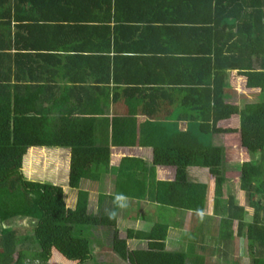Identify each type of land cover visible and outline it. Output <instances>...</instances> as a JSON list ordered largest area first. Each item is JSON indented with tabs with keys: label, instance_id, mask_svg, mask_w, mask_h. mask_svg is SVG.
<instances>
[{
	"label": "trees",
	"instance_id": "16d2710c",
	"mask_svg": "<svg viewBox=\"0 0 264 264\" xmlns=\"http://www.w3.org/2000/svg\"><path fill=\"white\" fill-rule=\"evenodd\" d=\"M107 1L111 9L116 0ZM162 2L179 3L184 9L179 16L157 18L155 31L185 47L167 52L165 57H152L173 79L138 88V92L149 116L164 110L159 103L165 97L171 114L184 112L182 118L194 124V130L169 134L155 124L153 129H143L133 118L113 117L102 143L94 120L87 119L92 117L69 114L51 119L39 110L21 109L17 100L0 98V264H36L25 254L26 248L32 249L28 237L15 230L5 232L3 227L18 218L34 224L33 244L40 264H49L55 251L75 264L90 262L99 230L107 234L112 251L129 264H207L205 256L195 253L192 228L187 252L168 249L170 226L163 223H154L149 229H128L121 236L117 197L145 199L144 181L118 176L115 194L100 196L97 211L91 210V194L81 189L82 183L99 181L110 168L112 146L152 147L154 166L176 167L177 180L157 181L153 174L151 200L196 215L212 211L221 217L219 241L227 245L236 228L237 236L247 241L251 264H264V0H156ZM231 71H237L247 90L259 92V102L241 106L232 101L226 87ZM236 117L241 147L248 155L237 178L245 205L227 190L233 180L227 171V148L204 143L221 122ZM32 148L71 150L69 186L78 190L74 209L67 206L62 187L26 176L24 159ZM191 167L208 169L214 178L212 203L208 185L189 178ZM247 207L253 210L252 221L246 219ZM133 239L145 241L146 249L131 250L128 241Z\"/></svg>",
	"mask_w": 264,
	"mask_h": 264
},
{
	"label": "crops",
	"instance_id": "0c3cea01",
	"mask_svg": "<svg viewBox=\"0 0 264 264\" xmlns=\"http://www.w3.org/2000/svg\"><path fill=\"white\" fill-rule=\"evenodd\" d=\"M180 9H184V5L168 2L158 4L156 0H116L111 9L107 0H0V98L17 100L21 109L39 110L51 119L58 120L69 114L80 118L92 117L87 119L94 120L102 143L107 140V125L113 117L133 118L138 128L143 129H153L155 124L166 129L169 134L184 132L188 128L194 130L195 125L188 124L182 118L184 112L179 113L178 110L171 114L165 97L159 103L164 110L149 116L144 112L141 93L138 92V88H150L156 82L173 79L163 65H157L161 64L160 61L156 63L158 61L152 57H165L167 52L182 49L185 45L173 43L170 37L162 36L159 31L157 33L154 25H157V18L166 20L173 14L179 16ZM159 23L161 25L162 22ZM234 120L232 118L219 124L212 135L213 142L221 126ZM111 151L110 168L101 174L99 181H84L82 189L89 191L91 197L92 194L97 195L98 208L100 196L115 194L118 176L144 181L147 184L145 199L130 200L123 197V200H119L121 233L126 235L128 229L142 230L149 222L169 225L164 215L170 207L151 200L150 181L153 174L157 181H175L177 168L154 166L152 147L112 146ZM34 152L43 153V160H53L57 170L64 171L68 178L66 186L71 189V150L30 149L24 159V172L30 180L39 181L40 177H29L26 163ZM207 170L191 167L188 176L198 182L196 176ZM208 179L205 184L209 187L212 203L216 185L211 175ZM51 184L64 189L60 183ZM241 194L243 197L244 193L240 190ZM243 199L245 201V196ZM124 210L127 217L122 219L119 215ZM186 216L194 217V221L191 218L188 223L184 222V228L192 224L195 227L199 223L210 224L212 229L205 232L218 238L221 217L213 215L212 211L201 215L186 212ZM122 226L125 228L122 229ZM233 230L235 238L236 229ZM189 233L190 230L187 236ZM128 243L129 248L131 243L142 246L131 250L147 247V243L141 240L133 239ZM197 255L205 256L203 253Z\"/></svg>",
	"mask_w": 264,
	"mask_h": 264
},
{
	"label": "rangeland",
	"instance_id": "374dc122",
	"mask_svg": "<svg viewBox=\"0 0 264 264\" xmlns=\"http://www.w3.org/2000/svg\"><path fill=\"white\" fill-rule=\"evenodd\" d=\"M232 72L228 73L226 83V87L229 90L232 101H236V103L241 106H244L246 103L250 102H259V92L247 90L244 86V81L241 80V78L237 75L238 73ZM236 119L238 120V128H240L239 117H236L234 121L227 122L223 124V126H221V128L216 133V140L214 142V137L207 136L204 143L224 145L227 148V171L228 176L233 178V180L227 186H229V191L238 199V203H240L241 205H245V201L243 199L244 195L243 197L242 194L240 195L237 178L239 176V167L243 162L248 160V155L241 147ZM33 155L28 157V160L26 161L27 167L29 169L28 173L30 174L29 177H40L39 181H42L43 183H60L61 185H63L67 206L74 209L77 202L78 190L69 189L68 186H66L68 178L65 176L64 171H62L61 169L57 170V164L54 163L53 160H43L45 157L43 153L34 152ZM196 177L199 180L198 182L205 183L208 182L210 174L207 170V172L199 174ZM213 195L215 196V194ZM97 198L98 197L96 194H92L90 205L92 211H97L98 209ZM247 209L249 212L246 219L248 221H252L253 210L249 207H247ZM185 214V211L175 208H167V211L165 212L164 216L166 217L167 223L171 227V231L168 237L170 250H180V252H187L189 250V243L187 248L186 245L189 239H191L190 237L192 236H187V233L189 232L191 227L194 241L193 243H195V253H203L208 264H251V258L248 254L247 241L244 238L236 236L232 241L224 246L223 242L221 243L216 236H211L212 234L208 235L206 233L210 231V229H212V225L210 224L203 225V223L198 224V222H195L198 224L196 227L192 224L191 226L189 225L184 228V222L188 223L191 218L194 221V217H184ZM119 216L122 219H125L127 217L126 210L121 211ZM155 219L156 218H154L153 220ZM153 224L154 222H149L146 226H144L143 229H149ZM181 226L182 229L184 228L183 231H181ZM3 227L5 228V232L15 230L18 231L21 235L28 237L27 245H31L32 249H25L26 257L28 260H35L36 264H40L37 257L38 250L33 244L34 224L31 222V220L18 218L5 223ZM200 227H203V229H200ZM123 228H125V226H122V229ZM97 236L99 238V243L97 245V248L96 246L93 247L94 259L86 264H129L128 262H125L121 258H119L112 251L105 231L99 230L97 232ZM121 236L124 237L125 234L121 233ZM141 247L142 246L140 244L131 243L130 248L134 249ZM202 247H204V249H202ZM193 248L191 247L190 250L193 251ZM185 249L186 251H184ZM49 264L75 263L64 260L63 256L59 252L55 251V255Z\"/></svg>",
	"mask_w": 264,
	"mask_h": 264
},
{
	"label": "clouds",
	"instance_id": "9594fccd",
	"mask_svg": "<svg viewBox=\"0 0 264 264\" xmlns=\"http://www.w3.org/2000/svg\"><path fill=\"white\" fill-rule=\"evenodd\" d=\"M118 200H123V197H117ZM121 207H123V205H121Z\"/></svg>",
	"mask_w": 264,
	"mask_h": 264
}]
</instances>
